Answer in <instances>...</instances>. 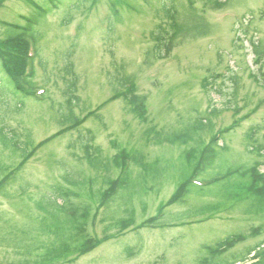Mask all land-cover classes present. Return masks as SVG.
<instances>
[{
  "label": "rangeland",
  "instance_id": "obj_1",
  "mask_svg": "<svg viewBox=\"0 0 264 264\" xmlns=\"http://www.w3.org/2000/svg\"><path fill=\"white\" fill-rule=\"evenodd\" d=\"M31 19L33 75L20 92L4 43ZM0 62V132L9 133H0V264H228L264 242V216L245 213L251 200L228 201L224 181H205L257 159L264 173L243 137L257 127L264 143V0H0ZM121 76L144 99L142 116L115 96ZM34 89L45 91L41 100L27 97ZM69 97L78 121L62 124ZM216 131L226 151L201 173L192 193L201 196L171 204L191 163L182 147L154 143V133L203 151ZM89 138L105 165L98 171L84 159ZM15 140L17 152L5 145ZM118 153L140 154L155 171L131 166L133 189L107 203ZM68 207L83 214L82 228L55 226ZM159 213L162 225L148 224ZM260 228L218 257L203 249Z\"/></svg>",
  "mask_w": 264,
  "mask_h": 264
},
{
  "label": "trees",
  "instance_id": "obj_2",
  "mask_svg": "<svg viewBox=\"0 0 264 264\" xmlns=\"http://www.w3.org/2000/svg\"><path fill=\"white\" fill-rule=\"evenodd\" d=\"M8 47V53L3 57L4 58V64H7L6 70L11 69V74L15 77L23 70L24 60L23 56L25 54V46L22 45L20 42L15 40H10L9 42L4 43ZM157 46L160 51L162 47L164 48L163 42L160 40H157ZM168 49L164 48V53L167 54ZM69 71V69L67 70ZM72 79V78H71ZM118 79L121 80V84L125 87L123 92H115V96L120 97L124 100L126 105L131 108L132 112L136 115L142 116L143 115V104L144 99L139 98L133 94L132 91V83L128 80L129 78L126 76H121ZM229 79L236 84L235 77L231 76ZM72 99V98H71ZM69 99L66 100L67 103V111H62V115L60 117V121L62 124L70 123L74 121V115L72 111L70 110L72 107V104ZM73 100V99H72ZM60 116V115H59ZM76 120L73 122L75 124ZM264 129V128H263ZM259 131L257 127H250L248 131L244 134V150L249 155H255L260 160L264 159V143H258L256 141V134ZM153 131L150 130V134ZM0 133H6L7 132H0ZM166 137H162L161 134L154 133L151 140H153L154 143L160 145L163 143V140L169 141L170 145H176L173 143H178L177 146H184L183 154L181 157V160L183 161V158L191 164L189 165L190 170H192V174H198L200 175L204 168L206 169V165L210 163V166L214 164L217 159L216 152L219 150L221 153H224L226 151V147H224V143L218 147L217 141L218 137L212 136L210 138V141L207 145V147L202 151V147H196V146H190V141L187 142H179L180 135H165ZM262 139L264 140V135L262 136ZM92 139L89 138V140H86L85 143L81 147L84 151V159L87 162V164L93 168L94 170H99L105 168V165L102 164L101 158L99 156V152L93 151L90 153L91 145H87V143ZM15 142V143H14ZM13 143H8L5 145L12 146V150L17 152L18 149V143L16 140ZM197 145V144H196ZM216 147V149H214ZM218 148V149H217ZM25 156V155H24ZM24 156H22L24 158ZM27 156L24 160H26ZM129 159V162L131 163V166L137 167L139 170L141 169L144 173V175L149 176L150 174L155 171L153 170V167H150V165H147L143 162V157L140 154H124V153H118L116 154L112 162L110 164L113 165V167L120 172V176L116 181L108 180V191L112 190L114 187H118L119 190L125 191L128 190V188L133 189L134 186L131 185L129 175L131 173L130 167L129 169L123 170V159ZM194 160V161H192ZM192 161V162H191ZM203 162V163H202ZM202 164V165H201ZM262 163L257 159L250 167H241L234 170L229 171L227 174L226 171L228 169H225L218 173L217 178H210V181H206L207 184H217L221 181H224V186L220 190L223 192L224 195H226V199L228 198V201H233V198H238V200L241 203L248 202L249 199L251 200V203H249L248 207L249 210H245L246 214H255L256 216H264V174L261 173V167ZM202 181V179H201ZM115 183V185H114ZM238 186V187H237ZM195 188H199L195 186V184H192L190 180H188V177L185 181H183L180 186L177 189V192L172 197V199L169 201L171 204L179 201L183 196L185 195H195L192 193L194 192ZM201 189V188H200ZM212 190L210 189V195L212 194ZM218 192V191H217ZM205 195V194H204ZM195 196H201V195H195ZM252 198V199H251ZM237 200V201H238ZM237 204V203H236ZM66 212L68 213V217L62 218L59 216H54L55 226L58 225V223L62 222L64 225H68L71 228H82L83 223V214L81 216L75 214L76 209L74 207H70L67 209ZM72 216V217H71ZM155 223L154 219H150L148 221V224ZM260 229H257L255 231H251L247 235L245 234H237L233 236H228L222 240H219L216 244L211 246H205L203 249L207 251V253L213 257H217L221 255L223 252L233 248L238 243H241L247 239V237H254L260 233ZM93 243L92 240H87L82 245V253L89 250L90 244ZM254 252V255L248 260V256ZM248 261H251L250 264H264V242L259 244L257 247L254 248V250H251L249 253L246 254L245 257H242L239 260V263L244 264ZM207 260H202L196 264H206ZM238 262L228 263V264H236Z\"/></svg>",
  "mask_w": 264,
  "mask_h": 264
}]
</instances>
